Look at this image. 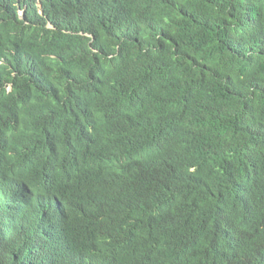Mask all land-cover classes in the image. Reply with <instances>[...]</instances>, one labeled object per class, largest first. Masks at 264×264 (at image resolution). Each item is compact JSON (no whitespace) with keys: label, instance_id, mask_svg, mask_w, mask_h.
I'll return each instance as SVG.
<instances>
[{"label":"trees","instance_id":"trees-1","mask_svg":"<svg viewBox=\"0 0 264 264\" xmlns=\"http://www.w3.org/2000/svg\"><path fill=\"white\" fill-rule=\"evenodd\" d=\"M97 4L98 16L81 18L50 6L0 55L2 85L13 81L0 118L23 125L0 143V165L19 173L8 157L33 144L49 116L51 150L84 129L123 139L111 115L119 100L118 122L136 147L167 141L124 172L108 169L104 181L118 193L107 200L112 220L97 230L106 238L93 264L142 257L160 228L191 244L181 264H240L242 247L211 242L225 227L242 229L264 202V0Z\"/></svg>","mask_w":264,"mask_h":264},{"label":"clouds","instance_id":"clouds-1","mask_svg":"<svg viewBox=\"0 0 264 264\" xmlns=\"http://www.w3.org/2000/svg\"><path fill=\"white\" fill-rule=\"evenodd\" d=\"M97 2L0 0V55L10 45L13 35H24L23 28L36 26L41 16L47 17L46 10L50 6H59L76 18L93 17L100 12ZM48 23L49 27H54L51 21ZM11 74L16 75V71ZM33 77H36L34 70L28 74V79ZM4 79L0 77V107L6 103L3 89L13 90V81L2 85ZM124 107L118 100L116 109L111 112L113 127L124 134L123 139L116 132L96 138L91 130L84 129L51 150L46 145L50 135L48 120L57 117L49 116L45 127L36 128V141L22 145L19 153L8 157L15 158L18 164L13 168H18L19 173L15 176L8 173V163L1 162L0 264H93L91 255L102 247L106 238L104 231L97 230L112 220L107 200L118 193L116 186L104 181L108 169L113 166L124 172L135 156L158 155L161 152L154 143L167 141L162 137L148 142L144 148L136 147L129 131L118 122V114ZM22 126H9L0 118V143L12 141V134ZM101 184L108 189L98 186ZM87 186L97 188L94 199L86 193ZM28 217L31 223L22 224L23 218ZM245 220L240 230L221 229L218 239L211 242L214 250L218 245L233 241L230 249L224 247V250L229 252L242 247L240 264H264V202L248 213ZM190 245L176 239L173 232L160 228L146 248L148 253L142 257L136 254L127 263L117 259L111 264H168L166 259L181 264L176 257L182 249L189 251ZM176 248L178 253L171 254Z\"/></svg>","mask_w":264,"mask_h":264},{"label":"water","instance_id":"water-1","mask_svg":"<svg viewBox=\"0 0 264 264\" xmlns=\"http://www.w3.org/2000/svg\"><path fill=\"white\" fill-rule=\"evenodd\" d=\"M97 176V175H96ZM61 231H62V229H61ZM63 232H64V230H63Z\"/></svg>","mask_w":264,"mask_h":264}]
</instances>
